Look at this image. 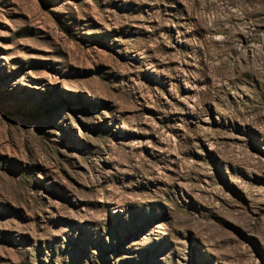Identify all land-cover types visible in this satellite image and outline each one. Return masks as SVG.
Wrapping results in <instances>:
<instances>
[{
    "label": "rangeland",
    "instance_id": "obj_1",
    "mask_svg": "<svg viewBox=\"0 0 264 264\" xmlns=\"http://www.w3.org/2000/svg\"><path fill=\"white\" fill-rule=\"evenodd\" d=\"M0 264H264V0H0Z\"/></svg>",
    "mask_w": 264,
    "mask_h": 264
}]
</instances>
